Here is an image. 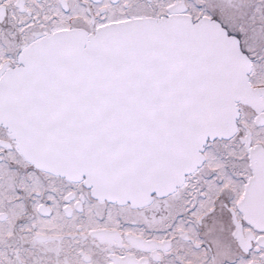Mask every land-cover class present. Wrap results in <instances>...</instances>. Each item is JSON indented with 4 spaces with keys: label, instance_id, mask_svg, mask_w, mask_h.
Returning <instances> with one entry per match:
<instances>
[{
    "label": "snow or ice",
    "instance_id": "snow-or-ice-1",
    "mask_svg": "<svg viewBox=\"0 0 264 264\" xmlns=\"http://www.w3.org/2000/svg\"><path fill=\"white\" fill-rule=\"evenodd\" d=\"M0 264H264V0H0Z\"/></svg>",
    "mask_w": 264,
    "mask_h": 264
}]
</instances>
